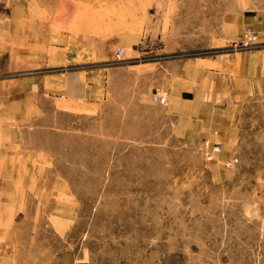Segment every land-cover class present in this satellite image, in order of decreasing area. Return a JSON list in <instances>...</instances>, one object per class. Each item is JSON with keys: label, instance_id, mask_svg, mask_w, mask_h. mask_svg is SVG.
<instances>
[{"label": "rangeland", "instance_id": "374dc122", "mask_svg": "<svg viewBox=\"0 0 264 264\" xmlns=\"http://www.w3.org/2000/svg\"><path fill=\"white\" fill-rule=\"evenodd\" d=\"M55 3L72 8L54 14L71 21L57 32H67L59 47L72 58L58 65L45 54L26 71L19 45L0 46V116L26 106L27 95L11 94L26 87L24 74L41 87L93 69L94 39L113 33L124 50L141 36L138 46L154 50L141 59L164 47L159 55L171 60L219 43L264 50V26L230 35L238 18L264 19V0ZM30 5L39 3L0 0V18ZM248 32L256 38L244 45ZM160 92L166 104L128 102L134 91L91 102L46 90L38 114L0 124V264H264V87L238 107L230 130L190 143L172 133Z\"/></svg>", "mask_w": 264, "mask_h": 264}, {"label": "crops", "instance_id": "0c3cea01", "mask_svg": "<svg viewBox=\"0 0 264 264\" xmlns=\"http://www.w3.org/2000/svg\"><path fill=\"white\" fill-rule=\"evenodd\" d=\"M36 1L38 7L17 6L12 14L0 18V46L19 45L21 63L24 64L21 69L26 71L40 68L45 54L48 60L58 65H61L63 57L67 60L72 58L63 46L59 47L62 38L64 43H69L67 32H57L58 28H68L71 21L67 16L59 20L54 16L61 10L72 12L71 5H58L55 0ZM83 23L81 26L88 27L89 21ZM262 26L264 19L238 18L230 35H239L249 27L258 29ZM82 34L84 42L89 30L82 28ZM119 37L120 34L113 33L106 38L94 39L100 46L97 58L93 59L100 64L93 69L52 75L41 87L34 84L38 75L24 74L26 87L16 88L11 94L27 95V104L25 106L22 103L17 109L7 110L6 114L1 112L7 115L0 116L1 127H15L17 123L19 125L21 121L38 114L42 109L39 95L46 90L54 98L68 101L78 98V101L91 102L109 97L115 90L119 97L126 96L127 91H134L135 94L131 96L133 99L128 102L141 104L151 103L152 95L162 90L168 95V104L162 107L165 118L171 122L172 133H178L188 143L200 142L212 139L217 131L230 130L236 120L238 107L252 100L264 87V50H238L234 47L236 42L234 45L219 43L206 46L208 50L202 51L200 49L203 47L200 46L194 52L189 51L171 60L169 56L159 55L165 50L164 47L156 48V57L141 59L142 55L154 50L139 47L142 41L140 36L131 46L127 45L130 48L124 50L119 59L116 57L117 46L121 42ZM217 39L226 40L230 37L220 36ZM224 46L232 48L226 50ZM73 88H81L84 94L78 97Z\"/></svg>", "mask_w": 264, "mask_h": 264}, {"label": "built area", "instance_id": "2783aa9c", "mask_svg": "<svg viewBox=\"0 0 264 264\" xmlns=\"http://www.w3.org/2000/svg\"><path fill=\"white\" fill-rule=\"evenodd\" d=\"M252 38H256L255 34L252 32H248L244 36H242L241 42L244 45H248ZM244 45L239 46V47H243ZM123 54H124V48L121 47L118 49V51L116 53V57L121 59ZM152 99L155 103H160V104H166L167 103V96L165 94L161 93L160 91H157V93L153 95Z\"/></svg>", "mask_w": 264, "mask_h": 264}]
</instances>
